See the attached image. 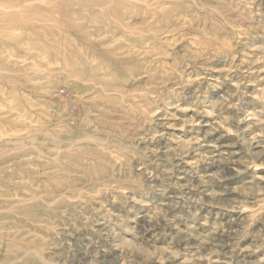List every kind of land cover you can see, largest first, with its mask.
<instances>
[{"label": "rangeland", "instance_id": "1", "mask_svg": "<svg viewBox=\"0 0 264 264\" xmlns=\"http://www.w3.org/2000/svg\"><path fill=\"white\" fill-rule=\"evenodd\" d=\"M0 264H264V0H0Z\"/></svg>", "mask_w": 264, "mask_h": 264}]
</instances>
